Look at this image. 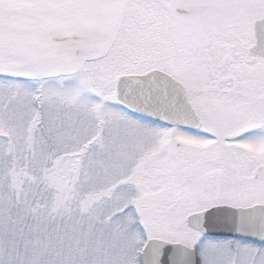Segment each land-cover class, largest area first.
Wrapping results in <instances>:
<instances>
[{
    "label": "snow or ice",
    "instance_id": "1",
    "mask_svg": "<svg viewBox=\"0 0 264 264\" xmlns=\"http://www.w3.org/2000/svg\"><path fill=\"white\" fill-rule=\"evenodd\" d=\"M0 264H264V0H0Z\"/></svg>",
    "mask_w": 264,
    "mask_h": 264
}]
</instances>
